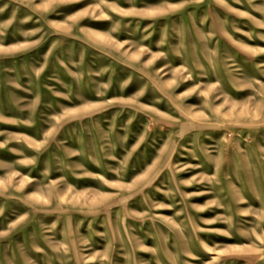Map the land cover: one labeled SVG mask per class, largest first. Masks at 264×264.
<instances>
[{"label": "rangeland", "instance_id": "1", "mask_svg": "<svg viewBox=\"0 0 264 264\" xmlns=\"http://www.w3.org/2000/svg\"><path fill=\"white\" fill-rule=\"evenodd\" d=\"M0 264H264V0H0Z\"/></svg>", "mask_w": 264, "mask_h": 264}]
</instances>
